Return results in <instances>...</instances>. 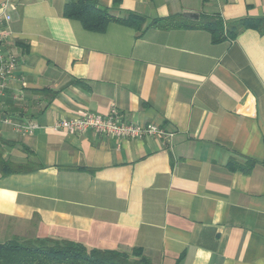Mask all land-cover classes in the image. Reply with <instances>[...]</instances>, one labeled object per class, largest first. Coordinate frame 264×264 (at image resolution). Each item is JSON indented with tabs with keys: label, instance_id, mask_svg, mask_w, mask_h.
Instances as JSON below:
<instances>
[{
	"label": "crops",
	"instance_id": "1",
	"mask_svg": "<svg viewBox=\"0 0 264 264\" xmlns=\"http://www.w3.org/2000/svg\"><path fill=\"white\" fill-rule=\"evenodd\" d=\"M92 1L145 21L94 32L65 16L69 0H0L11 16L3 50L17 58L0 95V157L28 168L0 170V242L141 248L155 264H264V0ZM172 15L248 25L219 43L204 29L150 27ZM112 106L165 134L53 128Z\"/></svg>",
	"mask_w": 264,
	"mask_h": 264
},
{
	"label": "trees",
	"instance_id": "2",
	"mask_svg": "<svg viewBox=\"0 0 264 264\" xmlns=\"http://www.w3.org/2000/svg\"><path fill=\"white\" fill-rule=\"evenodd\" d=\"M65 16L78 20L85 29L105 32L108 24L117 21L134 27H140L145 18L133 15L126 19L112 16L107 9L101 8L92 0H69ZM254 22L256 20H253ZM248 25L242 19L225 29L223 21L215 16H204L198 21H189L181 15H172L152 20L150 27L172 30L178 28H198L208 30L213 43L233 38L243 27ZM253 165L241 169L248 171ZM0 170L3 174L24 172L26 167H19L0 157ZM0 264H155L144 254L141 248H135L132 254L118 250L89 248L84 244L56 238H21L0 242Z\"/></svg>",
	"mask_w": 264,
	"mask_h": 264
},
{
	"label": "built area",
	"instance_id": "3",
	"mask_svg": "<svg viewBox=\"0 0 264 264\" xmlns=\"http://www.w3.org/2000/svg\"><path fill=\"white\" fill-rule=\"evenodd\" d=\"M8 3H2V9L0 10V26L3 22H9L11 16L7 12ZM10 36V32L0 30V95H2L6 84L9 79L13 77V74L17 68V58L9 51L3 50V45ZM5 122H8L5 119ZM16 128L20 132H32L34 126L29 124L16 123ZM53 128L56 131L65 130L75 135H82L87 130H93L94 132L109 137L116 138H136L141 139L145 137H153L164 135L163 129L155 124H137L126 123L122 121L120 113L115 106L110 108L107 115H100L94 113H85L81 116L71 119H61L56 122Z\"/></svg>",
	"mask_w": 264,
	"mask_h": 264
},
{
	"label": "water",
	"instance_id": "4",
	"mask_svg": "<svg viewBox=\"0 0 264 264\" xmlns=\"http://www.w3.org/2000/svg\"><path fill=\"white\" fill-rule=\"evenodd\" d=\"M189 17L198 19L199 18V15H197V14H191Z\"/></svg>",
	"mask_w": 264,
	"mask_h": 264
},
{
	"label": "rangeland",
	"instance_id": "5",
	"mask_svg": "<svg viewBox=\"0 0 264 264\" xmlns=\"http://www.w3.org/2000/svg\"><path fill=\"white\" fill-rule=\"evenodd\" d=\"M2 241H5V240H2Z\"/></svg>",
	"mask_w": 264,
	"mask_h": 264
}]
</instances>
